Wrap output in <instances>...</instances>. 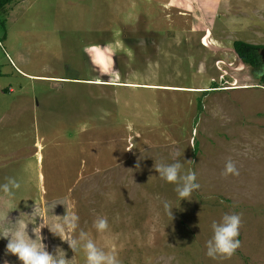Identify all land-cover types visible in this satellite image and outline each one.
<instances>
[{"label":"rangeland","instance_id":"374dc122","mask_svg":"<svg viewBox=\"0 0 264 264\" xmlns=\"http://www.w3.org/2000/svg\"><path fill=\"white\" fill-rule=\"evenodd\" d=\"M217 11L218 0H13L0 13V183L21 182L11 221L61 201L52 214L74 210L120 264H264V82ZM177 151L200 184L180 201L154 168ZM229 158L239 175L222 176ZM8 203L0 193V213ZM225 213L241 216L240 247L213 260L206 241ZM6 245L0 264H21Z\"/></svg>","mask_w":264,"mask_h":264},{"label":"clouds","instance_id":"9594fccd","mask_svg":"<svg viewBox=\"0 0 264 264\" xmlns=\"http://www.w3.org/2000/svg\"><path fill=\"white\" fill-rule=\"evenodd\" d=\"M183 153H174L173 162H155L154 168L158 173L157 177L175 186L174 191L177 199H191L192 193L200 188L194 171L183 170L181 161ZM139 167V164H137ZM222 176L239 175L236 163L227 159L224 164ZM21 189V182L14 177H8L5 182L0 183V193L8 198L7 211L0 213V238L7 239L6 253L15 255L21 264H69L65 252L57 248L55 254L46 250V246L41 242V229L47 227L48 230L60 240L67 242L69 248L78 254H84L85 264H120V260L115 251H106L91 238L88 232L80 228V217L74 210L66 208V213L62 216L52 214L56 204H63L61 201L44 202L36 204L30 214L20 213L15 222L11 221L8 213L16 208V193ZM164 212L172 218L170 209L173 204L167 200L162 202ZM49 216L52 222L49 223ZM39 218V223H37ZM242 219L239 214L225 213L219 221L211 224V237L206 241V256L213 259H229L240 247V235ZM34 224L32 233L35 238H31L28 233V225ZM92 227L99 234L109 230L107 217L100 216L93 221ZM79 230V231H78ZM7 264V262H5Z\"/></svg>","mask_w":264,"mask_h":264},{"label":"crops","instance_id":"0c3cea01","mask_svg":"<svg viewBox=\"0 0 264 264\" xmlns=\"http://www.w3.org/2000/svg\"><path fill=\"white\" fill-rule=\"evenodd\" d=\"M252 4L257 6V10L249 17L247 7ZM217 12V18L222 19L223 17L222 25L226 29L236 27L238 28L236 31L244 32L240 40L253 44H259L261 40H264L262 35L264 32V0H218ZM247 32L256 33V35L248 34L250 36L248 39Z\"/></svg>","mask_w":264,"mask_h":264},{"label":"trees","instance_id":"16d2710c","mask_svg":"<svg viewBox=\"0 0 264 264\" xmlns=\"http://www.w3.org/2000/svg\"><path fill=\"white\" fill-rule=\"evenodd\" d=\"M12 1L13 0H0V13L4 11ZM233 48L240 61L246 65L259 69L261 81L264 82V66L259 53L264 46L237 40L233 42Z\"/></svg>","mask_w":264,"mask_h":264},{"label":"flooded vegetation","instance_id":"af4514ba","mask_svg":"<svg viewBox=\"0 0 264 264\" xmlns=\"http://www.w3.org/2000/svg\"><path fill=\"white\" fill-rule=\"evenodd\" d=\"M259 53H260L261 61L264 64V49L263 50H260Z\"/></svg>","mask_w":264,"mask_h":264},{"label":"bare ground","instance_id":"6f19581e","mask_svg":"<svg viewBox=\"0 0 264 264\" xmlns=\"http://www.w3.org/2000/svg\"><path fill=\"white\" fill-rule=\"evenodd\" d=\"M154 88H160L161 86H153ZM164 88V87H163ZM162 88V89H163ZM167 88V87H166ZM172 89V88H171ZM174 89V88H173ZM187 89V88H186ZM188 90V89H187ZM194 91V90H193Z\"/></svg>","mask_w":264,"mask_h":264}]
</instances>
